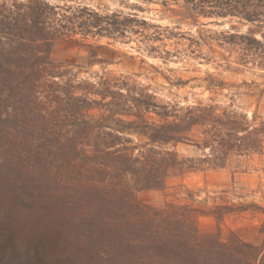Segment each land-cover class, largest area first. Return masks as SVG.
I'll return each mask as SVG.
<instances>
[{"label":"trees","instance_id":"1","mask_svg":"<svg viewBox=\"0 0 264 264\" xmlns=\"http://www.w3.org/2000/svg\"><path fill=\"white\" fill-rule=\"evenodd\" d=\"M179 1L194 22L215 7L219 18L264 25V0ZM88 16L95 22L61 15L46 0H0V264H264V247L222 242L217 209L216 233L202 236L198 220L208 213L135 198L186 169L222 170L233 155L261 154L264 120L258 129L216 106L160 107L149 95L112 93L108 77L81 78L84 67L52 52L106 31ZM96 48L89 67L106 64ZM257 63L264 69V58ZM180 144L201 156L180 158Z\"/></svg>","mask_w":264,"mask_h":264},{"label":"rangeland","instance_id":"2","mask_svg":"<svg viewBox=\"0 0 264 264\" xmlns=\"http://www.w3.org/2000/svg\"><path fill=\"white\" fill-rule=\"evenodd\" d=\"M46 1L68 18L93 20L89 14L106 29L87 42L77 37L61 41L53 49L54 61L84 67L81 78L99 82L108 77L112 93L120 89L124 94L149 95L160 107L186 109L202 105L235 111L245 115L251 127L262 128L264 69L257 62L259 57L264 58V25L219 18L215 7L194 22L190 8L179 0ZM62 24L67 25V21ZM237 33L244 38L233 36ZM231 42L237 46L232 47ZM94 47H98L94 57L106 64L87 65L88 53ZM246 55L257 62L244 67L240 60ZM117 104L121 105L122 99ZM90 114L98 116L99 112L93 110ZM254 115L258 117L256 122ZM149 118L158 122L154 115ZM173 149L182 159L201 156L193 146L180 144ZM135 198L158 210L191 207L208 213L198 220L202 236L216 233V220L210 213L217 209L224 215L222 242L238 240L261 250L264 145L261 154L231 156L222 170L186 169L182 175L168 177L161 191L136 193Z\"/></svg>","mask_w":264,"mask_h":264}]
</instances>
